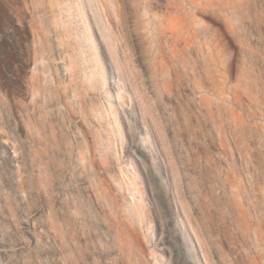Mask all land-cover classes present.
I'll list each match as a JSON object with an SVG mask.
<instances>
[{"label": "rangeland", "instance_id": "1", "mask_svg": "<svg viewBox=\"0 0 264 264\" xmlns=\"http://www.w3.org/2000/svg\"><path fill=\"white\" fill-rule=\"evenodd\" d=\"M0 264H264V0H0Z\"/></svg>", "mask_w": 264, "mask_h": 264}, {"label": "bare ground", "instance_id": "2", "mask_svg": "<svg viewBox=\"0 0 264 264\" xmlns=\"http://www.w3.org/2000/svg\"><path fill=\"white\" fill-rule=\"evenodd\" d=\"M90 1V0H89ZM88 2V1H87ZM83 4V3H82ZM90 4V3H88ZM84 6V5H82ZM84 8V7H83ZM91 8V7H90ZM90 10V9H89ZM94 10V9H93ZM87 11V10H85ZM90 13V12H89ZM91 14V13H90ZM93 14V19H94V24H95V27H96V31H97V35H98V44H100V47L102 50H103V57H105L106 59V62L107 60L110 62V64L108 65V68L110 67L111 69H116V71L118 72H121L123 71V63L121 62V59L120 57L118 56V54L116 53V49H115V46L112 44V40L110 39L109 37V33L105 27V24L102 22V20L100 19L99 15L96 13V12H92ZM96 44V45H98ZM98 48V46H97ZM99 49V48H98ZM105 49V51H104ZM100 50V49H99ZM98 50V51H99ZM101 50V51H102ZM98 53V52H97ZM104 59V58H103ZM100 60V59H99ZM102 60V59H101ZM105 63V61L103 62ZM112 63V65H111ZM105 65V64H104ZM105 68V67H104ZM107 69V68H106ZM105 69V70H106ZM102 71V69H101ZM106 72V71H105ZM107 73V72H106ZM104 74V72H103ZM112 75V74H111ZM103 76V75H102ZM110 77L109 79L107 80V78L104 79V85L107 86L109 83L108 81H110ZM108 89V88H107ZM132 89H135L134 87H132ZM134 91V90H133ZM137 92V91H136ZM135 92V93H136ZM106 95H107V99H108V102L110 104L109 106V116L112 118V120H114V122L118 123L117 125H119V123H124L125 125V132H126V136L128 139H131V142L133 140V138L136 136L135 135V131L137 130V127L135 125H133L130 121H127L125 120V117L121 116L120 115V110H119V106L117 104H115L116 102V99H115V96L112 92V90H110V88L106 91ZM133 96V95H132ZM118 98H121L120 94H118ZM127 118V117H126ZM129 118V117H128ZM121 121V122H120ZM81 130H82V134L84 136V138L87 140L88 142V149H89V152H90V158L92 159L91 161L95 163V157H96V152H95V148L93 147V144L89 141V130L88 129H85V127H81ZM122 132V131H120ZM54 144V143H53ZM81 146V145H80ZM51 148V147H50ZM49 146H45V151H41L38 153V158L37 160H40L41 158H44L45 156V152L48 150L49 151ZM76 148H79L78 145H75L74 148H72L71 150H66L61 144L59 146V150L61 153H67L65 155H68V156H73L75 153V150ZM52 149V148H51ZM50 149V150H51ZM58 149V147L56 148ZM55 149V150H56ZM57 151V150H56ZM59 153V152H58ZM47 154V153H46ZM75 156V155H74ZM131 162L133 164V158H131ZM97 166V165H96ZM137 171V170H136Z\"/></svg>", "mask_w": 264, "mask_h": 264}]
</instances>
